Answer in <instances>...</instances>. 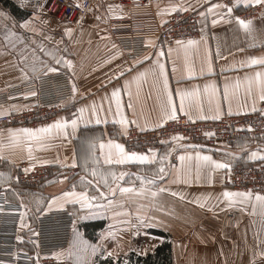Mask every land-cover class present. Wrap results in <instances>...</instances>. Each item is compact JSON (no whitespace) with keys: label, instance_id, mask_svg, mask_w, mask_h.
I'll return each instance as SVG.
<instances>
[{"label":"crops","instance_id":"crops-1","mask_svg":"<svg viewBox=\"0 0 264 264\" xmlns=\"http://www.w3.org/2000/svg\"><path fill=\"white\" fill-rule=\"evenodd\" d=\"M7 1L10 4L0 1V12H6L10 17L8 20L0 18V92L11 93L14 98L8 95V98L2 99L4 103L0 104V109L6 110L5 115L32 109V104H25L19 100V88L20 85L40 75L63 72L70 76L71 86L74 84L77 91L59 106L54 113V119L40 123L0 126V134L6 137L9 129L40 128L62 117L70 120L79 116L80 107L90 106L93 102L97 106H103L99 116L102 121H107L96 124V117L92 116L89 110L85 116L92 122L80 123L74 135L64 137L53 134L43 142L45 145L43 147L36 141L25 140L13 149H5L4 155L14 162L0 159V167L5 171L12 166L16 182L18 174L23 169L37 165H50L56 171L51 178L43 182L45 185L41 189V194L44 201L40 210L34 215L32 230H30L28 207L23 198L28 190H33L32 192L35 193L38 188L30 186L27 190L25 186L28 185L21 184L15 200L12 199L11 191L5 187L6 185L5 188H0L1 198L14 201L13 203L23 207L24 216L20 220H23V225L20 222L17 236L18 253L36 256V242L33 237L39 214L66 207L75 214L76 222L78 218L72 208L82 216L87 214L89 210L81 209L79 204L63 203L59 199L49 205L53 197L59 198L62 192L72 191L75 185V191H84L89 197H97L92 203L107 205L109 200L112 201L103 215L83 219L84 222L80 225L82 230L80 232L89 239L97 240L99 246L96 255L89 258V264L93 262L102 264L98 262L97 256L102 259L118 258L121 254L130 252H136L140 256L148 255V220H150L149 224L154 223L152 227L166 233L164 237L168 236L171 239L173 264H251L253 255L264 247L260 243L264 240V209L255 201V194L251 201L241 203L237 200L229 206V201L222 194L225 191L241 192L226 184V172L229 168H216L208 164L201 165L197 171L196 154L210 156L213 161L231 166L235 163L264 162L259 158L255 160L249 158L253 151H257L258 157L264 155V137H243L231 147L217 149L182 148L179 145L187 144L175 141L162 151H155V159L145 163L108 165L103 162L101 156L99 167L103 172H115L117 176L120 173L128 174L118 182H113L109 177L110 187L116 189L114 193L99 179L94 180L91 176V168L95 166L91 161L88 162V170H85L83 164L87 153V141L90 138H96L98 142L114 139L124 144L128 150L124 138L130 126L154 129L169 121L163 119L160 109L163 81L158 73L150 71L140 81L139 87L133 82L130 87L131 97L123 88L125 81H131L137 73L151 69L157 59L165 65L169 89L173 93L178 109L180 99L176 95V90L195 93L190 101H185L187 114L178 110L177 116H186L188 119L191 116L190 120L194 121L212 120L228 114L259 110L264 100L259 98V92L256 90L249 94L243 81L246 74L264 72V65L247 66L250 57H264V16H262L264 6L260 5L262 13L259 16L250 18L253 21L254 31L249 34L239 26L235 17H240L241 13L257 5L246 6L243 0L235 7L233 6L235 0H151L161 23H166L174 13L196 12L199 16V37L193 39L196 41L195 44L189 45L188 41H184L183 45L172 46H167L162 37H149L145 41L144 52L137 57L129 58L120 43L112 36L110 25L111 19L129 14V8L121 0H92L90 8L92 11H89L87 17L76 27L59 21L43 11L45 14L40 19L47 21V24L41 25L39 21H34V27L39 29L36 32L20 27L24 20L31 18L35 3H26L24 7H20V0ZM74 1L81 2V0ZM213 4L232 7L231 16L227 14L226 8L213 9L209 13L207 10ZM201 13L205 15L202 16ZM213 19L218 22L213 24ZM5 24L7 29L4 27ZM66 27L73 29L70 36L64 35ZM9 31L17 35L6 40ZM41 47L44 51H41ZM49 51L54 52L55 59L46 54ZM158 53L162 54L158 56ZM61 57L71 60L73 67L68 68L63 63L57 64L56 60ZM144 57L149 59L144 60ZM138 61L140 63H137ZM33 66L36 67L35 72L32 71ZM49 67H56L59 71L48 72ZM237 78L241 81V87L238 89L234 87ZM206 84H214L215 92L211 89L205 91ZM226 84L229 85L227 96H225ZM13 86L16 88H12ZM114 88L121 89L122 111L129 121L125 127L114 123V120L119 119L115 114V100L111 99ZM105 96L109 99H104ZM129 103L132 104L131 108L128 107ZM110 106L111 111L108 110ZM29 146L32 151L31 159H29ZM140 153L152 155L148 151ZM97 155H99L98 148ZM181 155H191L192 159L182 163L179 160ZM161 156L166 157L163 164L160 162ZM74 161L76 166L72 167ZM161 166L166 173L164 179L158 180L155 186L145 185V187H150L153 191L163 187L168 191L158 193L156 198H152L149 194L139 196L135 193L119 191V188L138 190L141 182L137 177L146 179L158 177L161 175L158 171ZM148 168H151L153 173L148 174ZM68 170H74L75 175L66 174ZM81 177L94 182L90 185L83 184ZM100 192L105 193L103 199L100 198ZM174 192L177 195H172ZM196 200L200 203L193 202ZM140 217L145 218V223L139 222ZM92 222H103V226L90 236L85 225ZM155 222L159 224L156 225ZM108 232H112L115 238L106 235ZM130 237L141 238V244H135L137 246L128 244ZM75 239L76 236L73 234L70 245L59 252L65 255L59 258H68L67 250ZM161 242L162 240L156 242L149 252H154L155 247ZM108 252L113 255H107ZM71 260L75 264L74 259ZM34 264L39 262L36 261ZM255 264H264V257L257 255Z\"/></svg>","mask_w":264,"mask_h":264},{"label":"built area","instance_id":"built-area-1","mask_svg":"<svg viewBox=\"0 0 264 264\" xmlns=\"http://www.w3.org/2000/svg\"><path fill=\"white\" fill-rule=\"evenodd\" d=\"M121 1L129 8V14L111 19L110 25L112 36L129 58L144 52L145 41L149 37H162L167 46L177 44L178 40L184 42L199 37V16L196 12L174 13L166 23H161L151 0ZM40 3L44 5L43 11L48 15L74 27L80 24L77 21L81 16L84 19L87 17V9L92 6V0H81L79 3L74 0H40ZM77 4L83 5V8L77 7ZM261 13V6L257 5L241 13L240 17L250 19ZM19 90V100L32 104L33 107L27 111L1 116V127L50 121L54 119V113L59 106L73 95L70 76L63 72L37 76L20 85ZM30 92H35L36 95H26ZM8 95L14 98L11 93L0 92V104L4 103L2 99L8 98ZM177 134L184 138L180 140L181 143L206 149L228 148L243 137H264V104L255 112L228 114L212 120L194 121L186 116H177V119L169 120L154 129L130 126L124 140L130 151H162L175 142L171 137ZM55 172L50 165H37L27 172L23 169L18 174V181L38 187ZM66 174L73 176L75 171L68 170ZM226 184L237 191L251 190L253 194L264 195V162L235 163L226 172ZM13 202L0 197V264H34L36 261L39 264H74L69 258H58L54 254L70 245L77 223L75 214L66 207L39 214L33 237L36 242V256L21 254L17 251V236L23 207Z\"/></svg>","mask_w":264,"mask_h":264},{"label":"snow or ice","instance_id":"snow-or-ice-1","mask_svg":"<svg viewBox=\"0 0 264 264\" xmlns=\"http://www.w3.org/2000/svg\"><path fill=\"white\" fill-rule=\"evenodd\" d=\"M27 3V0H20V7H24ZM241 3V0H235V6H239ZM243 3L246 6H252V5H261L264 6V0H243ZM77 7L83 8V5L77 4ZM111 7V6H110ZM178 7V6H176ZM44 5L39 2V0H36V3L33 5V12L32 16L28 20H24L21 24V28H28L33 32L39 31V29L34 27L33 22L34 21H39L41 25H46L47 21L41 20L40 17L44 15L45 13L43 12ZM217 8H226L227 9V14L231 16L232 7H229L228 5H223V4H213L207 11L211 13L213 9ZM87 11H92V9H87ZM201 15H205L204 13H201ZM262 16H264V13H262ZM0 18H3V20H8L10 17L6 12H0ZM223 17L221 16V19ZM84 19L83 16L80 17V19L77 21V24L81 23V21ZM99 19V17H97ZM237 23L241 28H243L246 32L251 34L254 31L253 28V21L251 19H241L240 17H235ZM218 21L216 19L212 20L213 24H216ZM4 27L7 29V24L4 25ZM73 32V29L70 27L64 28V35L70 36L71 33ZM17 34L15 32L9 31L8 36L5 37V39H9L10 37H14ZM177 45H183V41H176ZM189 45L195 44L196 41L189 40L187 42ZM41 51H44L43 47H41ZM67 51V49H65ZM171 51V50H169ZM47 55L53 56L55 59V54L53 51H49L46 53ZM162 53H158L157 55H161ZM219 55V53H217ZM149 59V57H144V60ZM43 63V62H41ZM57 64H65L68 68L73 67V62L71 60H67L63 57H61L59 60H56ZM137 63H140L138 61ZM264 65V57L261 58H256V57H250L249 58V63L247 66L251 67L252 65ZM131 71V69H129ZM209 70L211 68L209 67ZM23 71V69L21 70ZM32 71H36V67L33 66ZM48 72H58L59 69L56 67H49L47 69ZM158 73L159 77L162 78V91L160 95V109L162 112V116L164 120H175L177 119V111L185 112V101H190L191 98L195 95L193 92H184L180 90H176V95L179 96L180 103H179V109L177 108V105L174 101L173 98V93L169 89L168 85V77L165 72V65L157 59L156 61L153 62V67L151 69H145L142 72L137 73L135 76L132 77L131 81H125L123 88L125 91H127V94L131 97L132 93L130 91L131 84L135 82L137 84V87H139L140 81L149 73ZM122 75V74H121ZM244 85H246V90L249 94H251L254 90L259 92V98L261 100H264V72H256L253 75H247L244 77L243 81ZM235 88L241 87V81L239 78H237L236 84L234 85ZM205 91H209L211 89L212 92H215V85H205L204 86ZM229 89V85H225V96H227ZM72 91L73 94L76 93L77 89L76 86L73 84L72 86ZM121 89L120 88H114L111 92V99L115 100L116 104V115L119 116L118 120H114L115 124H119L122 127H125L129 124L128 119L125 117L122 111V105H121ZM26 95H36L35 92H30L27 93ZM104 99H109V97L105 96ZM14 107V106H13ZM128 107L131 108L132 104L129 103ZM91 111V115L95 116V123L100 124L102 122L107 123V121H102L99 112L103 110V106H97L95 102H93L90 106L85 105L82 106L78 109L79 116H76L75 118L72 119H66V118H60L56 121H54L51 124H47L45 126H42L40 128L32 129V128H21V129H9L7 136L5 137L3 134H0V159L4 160H9V162H14L9 159V157L4 155L5 149H13L17 146H19L23 141H36L41 147L45 146L44 141L51 137L53 134L55 135H62L64 137H68L70 134L74 135L76 133V130L79 126L80 123H91V119H87L85 116V113ZM111 111V106L108 109ZM6 110L0 109V115H5ZM185 114H187L185 112ZM189 119H191V116H189ZM134 123V121H133ZM162 126V125H161ZM69 129H71V133H69ZM206 135H211V133H206ZM172 140L174 141H180L184 139L180 135H175L171 137ZM166 143V142H164ZM87 153L84 157V164L83 167L85 170H88V162L91 161L94 167L91 168V176L95 179H99V181L105 186L110 188V191L113 193L115 192L116 189H113L109 185V177H111V180L113 182H118L119 180H123L125 175H128L127 173H120L119 176L115 172H109L105 173L102 171V169L99 167L100 165V157H103V162L108 165L112 164H126L129 162H140V163H145V162H151L152 160L155 159L156 153L154 149H148V152L151 153L152 155L149 156L145 153H140L136 151H128L126 150V147L122 143L116 142L114 139H109L107 142H104L103 140L97 141L96 138H90L87 141ZM179 147H197L195 145H179ZM97 148L99 149V155H97ZM259 151V150H258ZM32 158V151L31 147L29 146V159ZM166 157L161 156L160 157V162L163 164V161ZM250 159L255 160L259 158L260 160H264V155H260L258 157L257 151H253L250 154ZM192 157L191 155H181L179 157V160L183 163L185 160H191ZM196 160L198 162L197 164V171H199V167L201 165H214L216 168H225L228 169L231 167L229 164H221L216 161H213L210 156H200L199 153L196 154ZM72 167H75V161L71 165ZM29 169H25V172H27ZM159 175L158 177L151 178V179H146L144 177H137L140 182H141V187L137 190L135 188H119V191L122 193H135L136 195L143 196L145 194H149L152 198H156L158 196V193L160 192H165L168 191L166 188H159L155 191L151 190V188H146L145 185L149 186H155L158 180H163L164 176L166 175L165 169L163 166L159 168ZM3 176V173H0V177ZM66 179V177H65ZM94 180H88L86 177H81V183L90 185L94 182ZM53 181H50V183ZM172 195H177V193H172ZM227 200L229 201V206L232 204L236 203L237 200L239 202L243 203L245 201H251L253 199V193L251 190L246 191V192H228L225 191L222 194ZM105 197L104 192H100V198L103 199ZM183 198V196H181ZM62 200L63 203H72V204H79L81 209H88L89 211L87 212L86 215L82 216L81 219H91L96 216L103 215L105 211L107 210L108 206L112 204V201L109 200L108 204H103V203H92V201H96L97 197L92 196L89 197L88 194L84 191L77 192L75 191V185H73V190L68 191V192H62L61 196L59 198L53 197L52 201H49V205L56 200ZM255 201L260 205L262 209H264V195H261L260 193L255 194ZM194 203H200L199 200L193 201ZM61 207L63 204L60 205ZM201 206H203L201 204ZM255 208V205H253ZM24 216V213H21V217ZM140 223H145V218L140 217L139 218ZM23 225V220L21 221ZM75 224V222H74ZM148 227H151V224L147 225ZM139 232V229L137 228V233ZM74 235L76 237L80 236V233L75 229L74 227ZM108 236L114 237V234L112 232L106 233ZM19 239V237H18ZM262 245H264V240L260 241ZM98 245H90L87 244V242H76L74 241L73 245L67 250V257L70 259H74L75 264H89V258L92 256H95L97 251H98ZM58 258L60 256L65 255V253H55ZM107 255L112 256L113 253L108 252ZM259 255L260 257H264V247L261 248V250L254 254L252 257L251 264H255V259L256 256ZM94 264V262H93Z\"/></svg>","mask_w":264,"mask_h":264},{"label":"rangeland","instance_id":"rangeland-1","mask_svg":"<svg viewBox=\"0 0 264 264\" xmlns=\"http://www.w3.org/2000/svg\"><path fill=\"white\" fill-rule=\"evenodd\" d=\"M27 3L28 4L36 3V0H27ZM14 125H17V124H14ZM10 126H13V125H10ZM0 173H3V176L0 177V188L8 187V189L11 191L12 199L15 200L17 198V193L16 192L18 191V188L20 187V185L23 184V183H21L20 181L16 182L14 180L15 179L14 178L15 177L14 176L15 172H14V169L12 168V166H9L8 168H6L5 171H2L1 167H0ZM151 173H153L152 169L148 168V174H151ZM148 178H149V175H148ZM4 185H6V186L4 187ZM44 185H45L44 183H41L37 187L38 190L35 193L32 192L33 190H28V189H30V186H25V189H27L28 192L25 194L23 200H24L26 206L28 207V213H29V216H30L29 224L31 226L30 230L33 229L32 225H33V221H34V215H35V213L38 212V210H40L41 205H42V203L44 201L43 196L41 194V189L44 187ZM72 210L77 215L78 219H77V228H76V230L80 233V236L76 237L75 241L79 242V243L87 242V244H90V245H97V240H95V239L92 240V238L89 239L86 236H84L82 234V232H80V231H82V230H80V225L84 222L83 219H81L82 214H80L74 208H72ZM149 221L150 220H148V224H149ZM152 224H154V223H151V225ZM155 224L158 225L159 223L155 222ZM152 226L148 227V255L155 253V251H156L158 246H160V245H162V244H164L166 242H169L170 245H171V250H170L171 262H169V263L173 264V257L174 256H173V253H172L171 239L168 236L164 237V235H166V233H164L162 230H160L158 228H154ZM156 231H161L163 233V235H161L159 233H156ZM159 240H162V242L159 243L157 245V247H155L154 252L150 253L149 251L154 248V246L156 245V242H158ZM139 243L141 244V238H139V237H136V238L135 237H130V238H128V244H130L132 246H137L135 244H139ZM130 253H134L136 255V258L139 256L136 252H130ZM130 253L121 254V256L118 257V258L114 257V258L102 259V257H98L97 256V260H98L99 263L103 262L104 260H112L113 264H142V263L137 262V261L135 262L136 258H134V259L129 258ZM169 263L167 262L166 264H169Z\"/></svg>","mask_w":264,"mask_h":264},{"label":"trees","instance_id":"trees-1","mask_svg":"<svg viewBox=\"0 0 264 264\" xmlns=\"http://www.w3.org/2000/svg\"><path fill=\"white\" fill-rule=\"evenodd\" d=\"M5 4H10L7 0H1ZM103 222H92L90 224L85 225V229L88 232V235L92 236L94 232H96L98 229L102 228ZM156 233H159L163 235L161 231H156ZM170 250H171V245L169 242H166L160 246L157 247L155 253L149 254L146 256H138L136 258V255L134 253H130L129 258L135 259V262H140L142 264H166L167 262H171V257H170ZM120 260V259H119ZM112 260H104L101 262L102 264H113ZM170 264V263H169Z\"/></svg>","mask_w":264,"mask_h":264}]
</instances>
